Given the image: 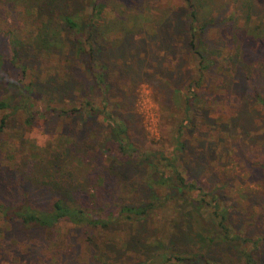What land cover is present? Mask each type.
<instances>
[{
	"label": "rangeland",
	"instance_id": "obj_1",
	"mask_svg": "<svg viewBox=\"0 0 264 264\" xmlns=\"http://www.w3.org/2000/svg\"><path fill=\"white\" fill-rule=\"evenodd\" d=\"M16 4L27 5L26 0ZM67 5L68 12L87 18L85 35L91 41L84 40L85 47L93 45L101 68L95 74L75 59L69 63L55 54L37 56L61 49L30 52L29 68L35 69L28 70L23 83L33 97L30 111L40 114L30 127L25 115L12 117L11 128L0 138V204H22L30 195L35 206L50 210L52 202L62 197L66 204L97 217L101 207L141 205L149 197L167 203L140 223L113 222L106 229L67 222L28 229L0 213V264H109L116 259L132 264L136 245L121 248L130 234L149 246L175 223L184 237L172 247L150 248L153 257L165 250L183 255L209 250L208 261L199 258L192 264L241 261L238 250L226 243L204 244L195 227L199 219L202 228L215 229L210 197L203 202L201 196L195 199L179 187L147 185L149 167L140 162L142 158L141 165L124 167L104 154L101 147L114 137L104 121L107 115L126 129L129 143L140 155L178 158V168L197 181L202 192L215 190L231 207L236 229L258 242L256 252L264 261V170L259 168L264 162V108L254 97V85L264 95V0H68ZM98 5L103 8L92 31L88 15L97 13ZM189 5L196 8L195 26L203 29L210 45L208 56L223 66L208 74L206 90L199 91L201 98L193 109L194 120L183 126L186 97L199 75L186 30ZM71 38L68 33L61 41ZM0 54L4 75L21 79L20 70L9 60L7 39H0ZM57 73L69 77L71 89L65 94L72 103L51 94L50 88L39 92L47 81L59 83ZM102 73L105 82L97 85L95 79ZM4 82L0 94L8 87ZM20 101L15 97L14 103ZM50 109L77 112L68 118ZM3 116L0 112V121ZM179 140L185 147L177 151ZM158 165L170 174L166 162ZM93 189L100 202H91Z\"/></svg>",
	"mask_w": 264,
	"mask_h": 264
},
{
	"label": "trees",
	"instance_id": "obj_2",
	"mask_svg": "<svg viewBox=\"0 0 264 264\" xmlns=\"http://www.w3.org/2000/svg\"><path fill=\"white\" fill-rule=\"evenodd\" d=\"M18 1L21 0H0V39H7L12 52L9 60L17 70H20V75L22 77L19 80H14L11 77H6L4 75V56L0 54V84L4 86V81L8 82V87H5L7 88L6 91H4L3 94H0V112L4 114L0 121V138L4 135L6 129L11 128L12 117H17L18 114H20V116H22V114L25 115V125L30 127L34 124L37 118L36 115L40 114L38 112L34 113L30 111V106L32 105L31 100L33 97L30 95L31 91H29L27 86L23 83L26 78H28V70L31 72L35 69L34 66L32 69L29 68V65L32 63V56L29 57L30 52L32 54V50L37 49L38 51L52 52L54 49H61L62 51H58L57 53H53V51L52 53H41L37 56L39 57L44 54L43 56L46 57L55 54V56H64L69 63H71V60L75 59L74 63H80L87 70H92V73L95 74L96 71L101 68L95 59L96 49L93 48V45L89 44V48L85 47L84 40L91 41L90 37L85 35V27L87 26H85L84 21L87 20V18L84 20V16L80 13L68 12V0H26L27 5H22L23 7L16 4ZM102 8V5H98L97 13L93 10L94 13L88 15L89 25L93 28L92 31L97 29L99 23L97 22L98 14ZM189 9L190 12L186 21V30L190 33L189 45L192 47L198 58L199 67L197 73L199 75L190 85L192 94H189L186 97V120L184 121L183 126L188 124L189 121L193 122L194 120L192 117L193 109L196 102L201 98L199 91L204 92V90H206L205 85H207L206 81L208 79V74L212 73L217 66H223L219 65L220 61L208 56L210 54V45L208 41L205 40L203 29H199L195 26L197 16L196 8L193 7V5H189ZM22 16H26L32 21L22 20ZM54 24L57 26L54 27ZM68 33L71 34V40L65 41L63 39L62 42L61 38L66 37V34ZM20 52H22V54H28V57H23ZM26 54L25 56H27ZM24 58L28 59V61L24 60ZM56 75L59 76L58 73L55 74V76ZM63 77L65 76H59V83L57 81L51 83L47 81L46 85L39 89V92H42L43 90L48 91V88H50L51 94L62 95L64 97L63 102L72 103V101L68 99L69 97L65 94V92H68L71 89V85L67 82L70 79L69 77ZM96 78L97 85L105 82L103 73ZM18 96H20L21 100L19 105L18 103H14L15 97ZM254 97L264 108V95L255 85ZM87 104L91 106V103ZM50 110L61 112L62 115H65L68 118L77 112L75 109L68 111L62 109ZM90 112H94L97 116L100 114L99 111H94V109H91ZM44 114L47 115L46 112ZM104 121L110 125L113 131L112 135L114 134V137H111L110 140H104L105 143L101 148L105 155H111L114 160L119 161L124 167H127L130 164L136 166L141 165V163H138V160L142 158L140 162H147L149 167L148 175L145 177V183L147 185H157L158 187H179L182 189L183 193L185 192L188 196H201L203 202L207 201L205 199L206 197L211 198L210 204L212 205L211 207L213 208V211L210 215V219L214 224L215 229L207 231L205 228H202L199 219L195 223L198 233L200 232L203 235L204 244L211 245L215 243H226L232 248H236L241 255V261L237 264H264L262 255L259 253V256L256 252L258 250L256 249L258 242L255 241V245L252 238L243 235L241 231L236 229V222L231 218V207L225 204L215 190H206V193L202 192L203 187H200L197 181L185 177L178 168V158H170L162 153H153L146 157L140 155L139 150L135 149L129 143L130 139L127 137L126 129L122 128V125L118 124L110 115H107ZM183 126L180 130L179 138L183 137ZM123 135L126 137H123ZM178 146L179 149L177 148V151L183 150L185 144L183 141L179 140ZM160 161L166 162V166L164 167L170 171L171 175H168L167 172L159 169L158 164ZM260 165L259 168L264 170V162H261ZM91 194V202H100L97 189H93ZM24 197H26V195H24ZM184 199L187 198L184 197ZM166 203L165 199L161 200L157 199V197H149L148 200L142 202L141 205H135L134 202H132L121 204L116 206V208H111L109 210L108 208L101 207V213L98 214L97 217H93L78 206L66 204L62 197H57L52 202L50 210L40 209L33 204L32 198L29 195L22 204H0V213L6 218L12 219L28 229L53 228L62 222L72 223L76 226L86 225L91 226L92 228L99 227L106 229L113 224V222L140 223L143 219L157 213V210H160V208L165 207ZM177 225L178 224L175 223L174 225L170 224L169 226H166L162 237H159L158 241L151 243L149 246H145L139 239L138 235L132 236L130 234L128 238L123 241L121 248L129 250L130 248L133 249L136 245L135 250L137 251L132 252L134 255L132 264H171L173 260L179 263L181 262L182 264H192V262L197 261L199 258H204L206 259L205 261H208L207 258L210 254L209 250H207L208 255L198 252L183 255L181 252L173 253L169 250H165L153 257L150 248H163V244L174 246L179 238L184 237L183 231ZM118 260L119 259H116L115 262L111 261L109 264H127L125 262L120 263ZM210 264L215 263L212 262Z\"/></svg>",
	"mask_w": 264,
	"mask_h": 264
}]
</instances>
